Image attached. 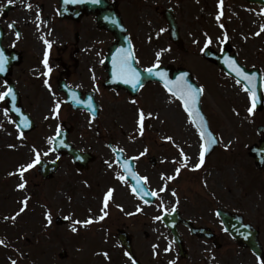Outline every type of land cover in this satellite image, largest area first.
<instances>
[{
  "label": "rangeland",
  "instance_id": "obj_1",
  "mask_svg": "<svg viewBox=\"0 0 264 264\" xmlns=\"http://www.w3.org/2000/svg\"><path fill=\"white\" fill-rule=\"evenodd\" d=\"M148 1L158 2H149V9L143 5L145 11L154 13L155 7L158 11L170 7L176 15L186 52L171 51L170 57V50H167L166 64L189 70L204 89L201 109L218 141L217 148L200 168H195L199 163L202 141L180 103L160 86L149 85L138 94L137 103L133 104L127 94L113 93L102 87L106 78L103 69L98 79L94 73H85L80 83L72 85L81 91H95L101 105L98 119L80 113L72 124L61 107L59 117L54 118L52 110L60 100L52 80L57 67L48 62L46 68L40 52L45 38L63 39L68 25L56 19L54 0L44 1L39 18L36 13L42 3L38 4L37 0H0V26L5 32L3 46L7 49L18 46L31 52L23 65L13 69L10 78L19 92L24 111L35 124L33 131L19 138L13 117L7 114L5 102L0 101V221L8 220L0 223L3 228V233L0 228V241L5 245L9 237L12 242V247L7 250L12 252L9 259L5 257L7 252L0 250V257H5L1 264H12V261L16 264H99L101 261L104 264H124L122 249L114 235L118 227L131 234L140 251L148 252V255L156 251L166 253L170 238L155 217L163 210L177 209L186 219H198L214 203L242 209L249 219L252 216L264 241V169L256 170L248 157L249 148L264 140V32H261L264 12L238 0H223L222 8L220 0ZM7 4L11 5V10L1 14L2 7ZM221 11L223 15H220ZM218 15L219 21L216 19ZM10 22L25 33L21 45L8 27ZM81 26L88 32L92 22L86 19ZM209 38L210 44L207 43ZM105 40L103 35L99 36L101 49L108 45ZM224 43L229 44L241 65L258 69L263 78V108L252 115L248 112L251 107L248 92L201 56L203 47L219 51ZM139 47L147 59L145 63L149 64L152 48L150 45ZM85 69L92 72L89 67ZM48 73L51 74L48 76ZM5 90L0 81V93ZM139 110L146 114L143 135H140L136 123ZM61 120L67 121V127H73L68 141L95 157L87 169L89 171L76 179L65 157L59 160L60 168L53 179L43 180L35 165L24 172L22 181L20 169L34 160V150L40 153V161H57L50 139ZM258 127L262 128L259 133ZM108 145L122 150L126 157L137 158L134 159L137 174L146 177V186L157 193L153 205L143 207L132 195L129 185L117 178L122 174ZM145 150L146 154L142 155ZM185 153L191 154L190 161ZM151 158L155 165L150 164ZM178 168L179 175L176 173ZM21 182H26L24 189L18 187ZM109 189L114 192L107 209H104L103 200ZM25 199L27 208L17 216ZM105 212V218L99 219ZM48 214L51 215V224L46 219ZM13 216H16L15 220L11 219ZM121 216L133 217L129 220ZM56 217L65 219L66 225L56 226ZM90 218L92 226L77 230L76 221L85 222ZM160 245L158 249L156 246ZM224 251L229 252V257L240 258L230 254L234 251L232 249L220 252L223 254ZM61 252H65L64 259L59 257ZM99 252H102L101 257L96 256ZM226 261L222 259L220 262Z\"/></svg>",
  "mask_w": 264,
  "mask_h": 264
},
{
  "label": "flooded vegetation",
  "instance_id": "obj_2",
  "mask_svg": "<svg viewBox=\"0 0 264 264\" xmlns=\"http://www.w3.org/2000/svg\"><path fill=\"white\" fill-rule=\"evenodd\" d=\"M110 2L115 4L116 9L119 11L121 23L136 58L147 60L144 59L145 54L141 47H139L141 45L142 47L150 45L153 51L151 58L161 66L166 65L167 50H170L168 51L170 57H172L171 51H173V53H181L180 48L169 42L163 12L158 11V7H155L154 13L144 10L145 7V9L150 8L149 2L154 4L158 1L110 0ZM143 5H145L144 8ZM42 9L43 5L40 6L38 16L41 15ZM84 20L85 18L79 22L67 21L68 30L64 34L63 39L54 38L53 40H47L51 44V47L49 48L47 45V49L44 48V52H48V60L58 68L55 73L56 82H63L65 85L80 83L82 77H85V73L88 74L85 69L86 67L93 66L96 72L97 66L101 63L100 43L97 42V40L99 39L98 34L102 33V31H98L94 28L86 32V28L81 26ZM178 31L179 35L182 37L180 26ZM105 36H108L109 40L113 41L111 35L106 33ZM23 38L22 35L20 40ZM62 42L63 44H61ZM19 53L21 56L20 65H23L28 60L31 52L29 49H19ZM157 53H160L159 60H157ZM29 61H31V59ZM83 96L84 95H81V97ZM204 211L205 213L199 215L198 219H186L180 212L179 214L184 219L190 221L193 227L206 229L207 231L204 232V237L212 234L208 239L191 235L188 228L180 224L177 226V232L182 240L185 251L179 252L177 245L170 242L169 250H167L166 253L156 251L148 255V252L139 250V247L135 244L131 236L132 255L128 254L124 264H133V261L139 264H170V262H174V264H221L220 261L222 259L227 260L222 264H261V260L264 259V241L261 238V230L256 222L252 220V216L251 219H249L244 210L238 211L229 209V207L223 203H214ZM226 212L241 215L243 222L249 224L257 231L261 247V251L258 252V255L250 252L249 249L239 247L224 231L221 216ZM169 235L170 234H168V236ZM169 238H171V236H169ZM156 247L159 249L161 245ZM194 249H196V251H194ZM223 249L234 250L230 252V254H235L236 256H240V258L229 257V252L226 251L222 254L220 251ZM221 255L223 256L222 258ZM129 257H131V259H129ZM101 263L102 262H100V264Z\"/></svg>",
  "mask_w": 264,
  "mask_h": 264
},
{
  "label": "water",
  "instance_id": "obj_3",
  "mask_svg": "<svg viewBox=\"0 0 264 264\" xmlns=\"http://www.w3.org/2000/svg\"><path fill=\"white\" fill-rule=\"evenodd\" d=\"M245 1H247L249 3H256L258 5H261L264 8V0H245ZM59 4H60V6H59L58 14H59L60 18H64V17L71 18L72 16H73V18H76V16L80 17L82 14L94 15L95 16L94 20L97 23V26L99 28H103L109 32L115 33V25L112 22L113 20H116V18H115L116 16L114 14L115 11H114L113 7L107 3L106 0H101V2L99 4H93L90 2V0H82V2H81V0H77V2H72V0H60ZM76 5H78L80 7V10H79L80 12H74L73 11V7ZM166 22H167V27L169 30L170 38L173 42H176V40H177L176 39L177 38L176 27H175V24H174L172 18H170L169 16H166ZM115 34L118 38L119 43L121 44L122 40H121V36L119 35L120 33L119 34L115 33ZM0 40H1V35H0ZM224 48H225V50L219 55L215 54L211 50L207 49L204 51L203 56L206 59L211 60L213 63H215L218 67H220L228 75L233 76L236 80H240V83L243 84L244 87H251L254 90L255 96H256V109H260L261 105H262L261 93H260V91H261V78L258 76V71L257 70H252L249 72L246 71V69L244 67L240 66L237 63L235 56H229L228 46H225ZM114 49H115V46H111L109 48V51H108L106 57H105V65L108 68L107 71L109 74V80L105 83V86H107L109 88H124L127 91H129V93L131 95H135L136 92L138 91V89L148 81H158L165 88L164 85H165L166 81H170L172 83H175V81L185 73H187V76L185 78L188 80V82L193 84V86H197L195 84L194 80L191 78L190 73L185 71V70L174 71L171 68H168V69L158 68V69H153V74H149L147 71L140 72V71L136 70L140 74V83L135 88H133L131 84H126V83H123L119 87H114L115 83L113 81V78L111 79V70H113V66H114V64L112 62V52ZM232 60H234L236 62V64L240 68H242L249 76L254 77V80H253L251 86H249L247 81L236 76V73L233 71V69L229 63V61H232ZM14 62L12 60L11 54H8L7 60H6V65H5V71L9 72V69H10L11 65L14 64ZM132 67L135 68L134 65H132ZM5 71L0 72V75L3 76L4 74H6ZM113 73H114V71H113ZM170 74H171V77H170ZM9 88H11L13 90V86L11 84L9 85ZM13 92L15 93L14 90H13ZM6 99H8L9 112L14 114L15 116H17L19 118V120L16 123L18 126V129L21 132L30 131L33 128V124L30 121V119L28 118V116L23 114L22 109L19 106L18 95L15 93V100L14 101L12 100L11 97H7ZM199 99H200V97H199ZM182 104H183V102H182ZM197 108L201 114L199 100L197 103ZM25 119H27V122L30 126H28V127L24 126ZM204 121H205V119H204ZM206 127H207V124H206ZM207 131H208V128H207ZM61 138H59L57 140L56 145H55V148L59 151V153H62L64 150H66L68 154H70L74 157L79 155L76 151H72L71 146H69L71 149L70 150L68 148V145L67 146L65 145V140L61 139ZM214 146H215L214 144H211L208 146L209 151L205 154V156H207L213 150ZM251 155L255 159V164L258 167L263 166L264 165V142L261 143L259 147H256V146L253 147L251 149ZM82 157H84L85 161H89V157H86V155H84ZM125 162H127V161H120L121 164L122 163L124 164ZM127 164L129 167V171L125 172V170H124V172L126 173V179L129 180L131 183L132 189L133 188H138V189L142 188L143 191H138V193L136 195L138 197H140L141 199H143L144 201H147V203L152 202L153 196L152 195H144V193H148L147 190L144 188L142 182L140 184L137 183V180L135 179L136 174L133 172V166L128 162H127ZM41 167H42V170L40 172L44 178H50L52 173L55 171V165H51L50 167H46V168L43 167V165H41ZM123 169H124V167H123ZM58 222L61 223L60 221H58ZM227 229L236 238V241L240 245L249 246V247L253 248V250L255 249L254 245L257 242L255 234H253L252 237H249V234L244 232L246 230H243L240 226L238 227L237 225L232 226L231 223H229V225L227 226ZM121 242L124 243V241H121Z\"/></svg>",
  "mask_w": 264,
  "mask_h": 264
},
{
  "label": "snow or ice",
  "instance_id": "obj_4",
  "mask_svg": "<svg viewBox=\"0 0 264 264\" xmlns=\"http://www.w3.org/2000/svg\"><path fill=\"white\" fill-rule=\"evenodd\" d=\"M9 2H11V0H9ZM72 2H77V0H72ZM82 2V0H81ZM91 3L93 4H99L101 2V0H90ZM31 7V5H29V8ZM220 7H223V0H220ZM223 15V12L221 11V14ZM220 15H218L216 17V19L219 21L220 20ZM113 23H116L115 20L112 21ZM11 27V25H10ZM220 27H223V25L221 24ZM163 31V30H162ZM261 32H264V26L261 27ZM260 33H257V35H259ZM19 36V34H17ZM227 38V37H225ZM208 44L211 43V39L209 38L207 41ZM45 44L48 45V47H51V44L45 40ZM160 57V53H157V60H159ZM134 59V56L132 55V52L129 50L127 53L122 54L119 57V63L117 64L114 61V65L116 66V72H114V75H118L121 77V79L123 80L124 83L126 84H131L133 88H135L139 83H140V74L136 71L135 68L132 67L131 61ZM45 67H48V52H45L44 55V61H43ZM230 66L232 67L233 71L236 73L237 77L242 78L243 80L247 81L249 86H251L254 77L249 76L242 68H240L236 62L234 60L229 61ZM5 65H6V57L4 56V53L2 50H0V72H4L5 71ZM50 71V69H49ZM149 74H153V69L149 68L146 70ZM187 76V73L183 74L180 78H178L175 83H172L170 81H166L165 82V88L171 93L172 96L174 97H178L180 99V101L183 102V107L184 110L188 113V117L191 123H193L200 135V139L202 141H204V143L201 144V150H200V154H199V163L195 166V168H200L205 161V154L209 151V145L216 143L217 141L215 140L214 137H212L211 133H209L207 131V127H206V123L204 121L203 116L200 114L198 108H197V103L199 100V97L201 96V94L204 92V89L202 87L199 86H193V84L189 83L188 80L185 78ZM163 78V77H162ZM237 83H240V80H237ZM45 84L47 85V81H45ZM245 92H248L251 100H252V104L251 107H249L248 112L249 115H252L255 111L256 108V96H255V92L251 87H245L243 89ZM7 97H11L12 100H15V93L13 92V90L11 88H8L7 91L0 93V101L5 100V98ZM133 104L137 103V101L133 100L132 101ZM89 108H92L91 103H89ZM59 109H60V104L57 103L55 108L52 110L55 113L54 118H58L59 117ZM145 112L143 110H139L138 111V117H137V125L139 128V132L140 135H143L144 132V126H145ZM151 115V114H149ZM47 119V117H46ZM24 126L28 127L30 126L27 122V119H25L24 122ZM59 127L57 128V134H59ZM19 138H23V133H20ZM168 139H171L170 137ZM10 147H14L12 145H10ZM35 158L34 160L27 164L26 166H22L20 169V176H21V180L23 181V175L24 172L35 167L36 164H38L40 162V153L38 151H35ZM147 150H145L146 154ZM133 159H137L136 157H134ZM185 167L187 166L186 164L184 165ZM124 170L125 172L129 171V167L127 162L124 163ZM180 169L178 168L176 170L177 175H179ZM120 180H124L123 176H118L117 177ZM174 177H168L167 179H173ZM135 179L137 180V183L140 184L141 182H145L147 181L146 177H140V176H135ZM26 186V182H21L18 187L20 189H24ZM164 190V189H161ZM138 191H143L142 188H133L132 192L133 194H137ZM113 192L114 189H109L107 191V193L104 196V200H103V204H104V209H107L108 204H109V200L112 198L113 196ZM144 195H157V193L155 192H151V193H144ZM173 195H175V192H173ZM27 199H25L24 201H22L23 207L20 208L19 212L16 214L17 216L20 215V213L24 212L25 209L27 208ZM145 203H147V201H145ZM119 207V206H118ZM139 210V209H138ZM103 211V209H102ZM173 211H175V209H173ZM107 215V213L105 212L104 215H102L99 219L103 220L105 218V216ZM11 219L15 220L16 216H13ZM46 219L48 220V223L51 224V215L48 214L46 215ZM67 219V218H66ZM155 219L159 220L161 219V217L157 216L155 217ZM75 223L79 224L81 223L80 221H76ZM84 223V226H87L88 224L93 223L92 219H89ZM73 231H76L75 228H73ZM2 243V242H0ZM169 249H166V251ZM103 255L107 258L108 254L107 253H103ZM125 255H128V253H125ZM129 259H131V257H129ZM12 264H16L15 261H12ZM133 264H135V261H133ZM170 264H174V262H170ZM261 264H264V259L261 260Z\"/></svg>",
  "mask_w": 264,
  "mask_h": 264
},
{
  "label": "bare ground",
  "instance_id": "obj_5",
  "mask_svg": "<svg viewBox=\"0 0 264 264\" xmlns=\"http://www.w3.org/2000/svg\"><path fill=\"white\" fill-rule=\"evenodd\" d=\"M172 119V118H171ZM173 120V119H172ZM176 123L178 124L179 123V119L176 121ZM6 136H9V134H7ZM194 141H192L191 143L193 144ZM189 145V148L191 149L192 148V145H190V142L188 143ZM185 156L187 158L188 161H190L192 159V156L190 153H185Z\"/></svg>",
  "mask_w": 264,
  "mask_h": 264
}]
</instances>
